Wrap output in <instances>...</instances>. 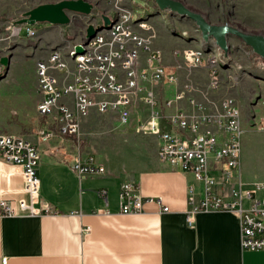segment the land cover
Here are the masks:
<instances>
[{
  "label": "built area",
  "instance_id": "1",
  "mask_svg": "<svg viewBox=\"0 0 264 264\" xmlns=\"http://www.w3.org/2000/svg\"><path fill=\"white\" fill-rule=\"evenodd\" d=\"M136 14L116 5L112 23L101 26L87 43L85 34L80 44L84 51L74 53L72 47L67 55L73 64L68 81L59 83L55 72L68 70V63L60 49H50L46 58L35 64V87L39 94L37 114L44 119V127L38 141L46 143L57 137L58 145L51 153H62L64 138H72V146L79 151L80 125L93 110L98 113L115 112L119 124L129 121L130 106L140 99L148 108V115L135 126L137 132H148L156 137V156L161 165L191 173L202 183L201 196L197 198L192 186L187 188V223L199 210H236L240 214V245L243 249H264V182L251 181L249 186L241 179L240 139L243 132L237 100L225 96L219 100L215 111H206V105L189 95L192 86L178 83V69L182 63L206 72L207 89L218 88L221 79L218 59L204 55L201 49H174L172 55L180 58L172 66L162 60L161 51L154 45L153 34H141L134 29ZM144 27L142 21L137 24ZM22 26L26 35L36 32L27 23L11 24L10 36H18ZM145 53L144 64L140 54ZM67 77L64 76V80ZM174 86L170 97H161L158 85ZM185 101L187 107L178 104ZM61 160H65L64 155ZM40 150L23 135L0 132V169L2 163L10 164L7 175L19 174L23 180L24 198L17 201L0 199V213L7 216L48 213L52 209L40 198V181L37 165ZM79 178L98 176L106 172L103 162L94 154L87 153L69 162ZM217 172L212 175L211 172ZM233 183V184H232ZM232 184L227 200L216 187ZM98 193L106 202V190ZM119 210L124 214L138 213L153 201L163 211L168 207L160 197H143L138 186L124 180L119 186ZM243 199L248 205L243 206ZM86 226L84 230H88Z\"/></svg>",
  "mask_w": 264,
  "mask_h": 264
},
{
  "label": "crops",
  "instance_id": "2",
  "mask_svg": "<svg viewBox=\"0 0 264 264\" xmlns=\"http://www.w3.org/2000/svg\"><path fill=\"white\" fill-rule=\"evenodd\" d=\"M133 27L145 34L136 23ZM154 45L161 51L166 65L178 62L172 55L174 47L165 49L156 41ZM27 48L35 87L36 61L46 58L50 50L44 54L45 49ZM61 52L69 68L63 74L55 72L59 83L68 81L73 71L68 52ZM144 56L145 53L140 54L141 65ZM194 78L206 81L205 69L200 68ZM182 79L183 71L178 74L179 84ZM156 88L162 99L170 97L175 89L164 84ZM201 91L189 95L200 99L206 111H215L219 98H212L210 93L205 96ZM38 100L36 94L30 115L19 116L14 111V116L0 123V132L22 133L37 145L40 198L52 210L37 216L0 213V264H264V249L241 248L238 211L199 210L192 215L191 223H187V188L192 186L199 198L202 183L193 176L199 186L195 190L191 173L161 165L154 135L155 153L148 169L127 175L105 166L102 175L79 178L69 162L78 153L85 154L72 146L71 137L64 138L61 148L64 154L50 152L58 145L57 137L46 143L38 141L44 127L43 119L36 113ZM175 105L187 107L185 101ZM63 155L67 161L61 160ZM10 167L8 163L1 164L0 199L17 201L25 197L24 183L19 174L7 175ZM124 180L135 182L143 197H160L168 209L163 211L150 201L142 212H120L118 194ZM232 184L215 189L229 200ZM100 189L106 190V202L98 193ZM86 226L88 230H84Z\"/></svg>",
  "mask_w": 264,
  "mask_h": 264
},
{
  "label": "rangeland",
  "instance_id": "3",
  "mask_svg": "<svg viewBox=\"0 0 264 264\" xmlns=\"http://www.w3.org/2000/svg\"><path fill=\"white\" fill-rule=\"evenodd\" d=\"M58 1L0 0V58L5 56L9 59L6 67L0 63V123L14 116V111L19 116L30 115L33 100L38 94L32 83L31 57L27 47L45 49L44 54L53 48L68 52L80 44L89 24L102 22L104 15L114 16L116 5H121L132 10L136 14V24L139 21L144 24V27L137 25L138 28L145 34H153L154 41L165 49H201L205 57H217L221 79L218 88L207 89L204 86L207 80L194 78L200 68L187 66L177 58L182 63L178 74L183 71L180 84H191L192 90L188 93L202 90L205 96L210 93L212 98L219 100L225 96L237 100L243 128L239 148L241 179L244 182H264V57L256 54L245 38L228 33L227 49L222 50L212 36L207 40L202 37L194 20L169 9H159L154 0H86L93 5L89 14L67 11V24L36 22L30 24L35 36L26 38L25 26L20 30L19 39L10 36L8 27L22 24L17 20L24 16V12L39 4ZM178 1L201 14L211 25L229 26L247 35L264 36V0ZM58 73L63 74L64 70ZM191 97L200 101L194 95ZM148 110L140 99H136L130 106L129 121L125 125L119 124L115 112L98 113L93 110L81 122L79 150L84 154H94L106 167L127 175L148 169L155 153L154 136L135 131V126L146 118ZM191 176L190 180L198 190V183ZM263 195V190L255 194L257 197ZM248 203L245 201L242 205L247 206Z\"/></svg>",
  "mask_w": 264,
  "mask_h": 264
},
{
  "label": "water",
  "instance_id": "4",
  "mask_svg": "<svg viewBox=\"0 0 264 264\" xmlns=\"http://www.w3.org/2000/svg\"><path fill=\"white\" fill-rule=\"evenodd\" d=\"M154 2L159 9H169L194 20L201 31L202 37L207 40L209 36H212L215 44L220 49H227L226 35L228 33H235L245 38L256 54L264 57V36L247 35L229 26L211 25L201 14L193 12L178 0H154ZM92 7L93 5L86 0H60L55 3H43L24 12V16L17 20V23H27L30 25L36 22H49L54 25H64L69 23L67 11L89 14ZM102 18V25L109 27L113 19L105 15ZM100 27L95 28L92 24H89L86 28L83 43H87ZM83 51L82 44H76L73 54L82 53ZM8 61V57L3 56L0 58V63L5 67L8 65Z\"/></svg>",
  "mask_w": 264,
  "mask_h": 264
}]
</instances>
